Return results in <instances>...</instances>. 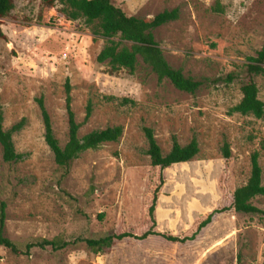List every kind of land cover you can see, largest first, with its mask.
<instances>
[{"label":"rangeland","instance_id":"obj_1","mask_svg":"<svg viewBox=\"0 0 264 264\" xmlns=\"http://www.w3.org/2000/svg\"><path fill=\"white\" fill-rule=\"evenodd\" d=\"M111 2L136 18L177 10L176 20L153 31L154 40L171 68L206 82L194 94L181 92L166 79L158 81L140 58L132 74L110 73L97 61L107 41L93 35L92 25L64 20L57 0L51 9L43 0H14L0 21V106L5 131L23 120L12 141L24 158L6 164L0 148V202L5 204L3 234L20 250L42 239L71 242L145 229L150 161L144 127L153 131L162 155L173 137L180 146L193 138L198 145L195 157L164 172L155 211L159 232L189 235L206 214L227 206L231 192L249 178L253 153L264 185V115L231 112L246 82V58L255 56L264 39V0ZM228 74L233 82L218 81ZM66 79L78 138L117 126L122 134L81 153L64 176L44 143L36 100L42 98L63 147ZM253 81L264 102V77ZM88 103L92 111L84 122ZM250 203L263 214L215 216L185 245L149 238L124 240L100 253L79 243L60 251L33 248L28 255L0 247V264H264V196Z\"/></svg>","mask_w":264,"mask_h":264},{"label":"trees","instance_id":"obj_2","mask_svg":"<svg viewBox=\"0 0 264 264\" xmlns=\"http://www.w3.org/2000/svg\"><path fill=\"white\" fill-rule=\"evenodd\" d=\"M55 0H43V3L50 9L54 7ZM61 5L58 9L60 16L66 21H76L83 19L87 25H92L93 35L99 36L107 41L106 45L97 55V61L105 64L110 73L126 71L132 74L136 67L137 58L150 68L158 81L168 80L171 85L184 93L194 94L204 83L192 78L185 77L180 70L171 68L165 61L158 44L154 40L153 31L157 28L174 21L178 17L177 10L163 11L151 18H136L127 16L124 11L115 6L111 0H57ZM14 8V0H0V21L7 17ZM1 25V23H0ZM0 38L4 36L0 29ZM117 40H114V39ZM126 44H129L127 46ZM256 76L264 77V39L261 48L254 57L246 58L245 77L246 82L241 86V99L239 103L231 109L232 113L240 115H252L260 119L264 115V102L257 97V88L253 81ZM235 77L232 74L226 75L222 80L224 83L233 82ZM71 86L69 80L64 82L65 112L67 116L68 139L63 147H60L54 137L49 116L45 110L42 98L36 100L42 124L44 143L53 156L54 163L63 170V175L69 173L72 162L77 157L88 150H96L101 144L116 142L121 134L122 128L117 126L101 131H92L89 134L78 138L79 125L74 120L71 110L70 98ZM125 101V100H124ZM91 104L88 103L85 109L84 122L91 115ZM3 115L0 106V148L2 151V161L6 164L17 163L24 158V155L16 153L12 141V135L19 132L23 127V120L12 125L9 130L3 129ZM146 139L149 158L150 173L146 184V207L145 218L148 222L145 229L138 233L121 232L107 235L98 239H77L71 242L54 240H38L26 244L24 250H20L11 240L3 234L5 222V204L0 202V247L10 251L15 255H28L33 248L60 251L69 246L79 243L85 245L87 249L94 253H100L112 248L116 243L124 240H134L138 242L149 238H160L170 244L185 245L196 240L201 232L207 228L215 216L232 212L243 215H262L263 212L253 206L250 202L258 196H264V185L261 183V169L258 164V155L253 153L250 156V175L247 182L233 190L229 197V204L218 207L205 215L196 225L195 229L185 236H173L157 230L155 211L158 196L165 184L164 172L172 166L188 162L198 153L197 141L193 138L185 145L180 146L176 139L172 138L169 152L162 155L156 143L153 131L150 128H142ZM222 159L229 160L230 151L227 144L222 147ZM99 219L102 216L98 217ZM239 260H238V263Z\"/></svg>","mask_w":264,"mask_h":264}]
</instances>
